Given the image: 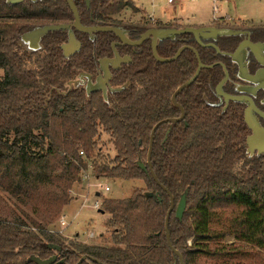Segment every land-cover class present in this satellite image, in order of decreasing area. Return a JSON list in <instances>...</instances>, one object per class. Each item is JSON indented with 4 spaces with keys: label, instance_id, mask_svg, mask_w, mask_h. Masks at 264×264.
<instances>
[{
    "label": "trees",
    "instance_id": "trees-1",
    "mask_svg": "<svg viewBox=\"0 0 264 264\" xmlns=\"http://www.w3.org/2000/svg\"><path fill=\"white\" fill-rule=\"evenodd\" d=\"M39 6L38 2L0 0V68L4 69L0 80V188L28 205L42 222L50 223L68 203L67 190L87 168L84 158L92 157L91 152L98 149L97 138L103 131L110 135L116 155L106 158L99 152L93 158V174L143 179L154 196L135 193L126 199L104 201L103 209L110 214V222L118 224L125 233L126 247L122 249L68 246L46 234L44 229L38 236L21 230L22 224L16 227L0 222V264H36L29 259L31 255L45 259L53 254L63 262L52 264H76L84 254L99 262L85 259L79 264H179L168 246L164 229L169 196L154 181L148 167L143 170L138 166L139 160H146L153 128L147 115L148 91L140 101L131 93L116 92L114 101L123 105V109L109 106L98 91L85 95L78 89L64 93L52 91L45 102L43 90L53 88L59 77L65 76L68 80L72 73L58 67L55 59L43 60L44 67L36 72L20 67L21 54L14 51L19 36L53 16L47 5L36 9ZM172 45L174 52L177 41ZM198 51L206 64L215 59L209 47H199ZM183 53L192 55L190 51ZM186 75L189 77L191 73ZM184 76L176 73L169 84V79L156 73L154 85L161 86L155 90L161 95V102H156L168 100L167 95ZM186 115L189 125L173 124L166 141L162 142L159 136L160 128L165 125L157 128L151 153L153 171L171 192L175 204L179 193L188 189L186 213L192 215V220H178L172 210L168 224L172 246L181 253L184 264L192 263L199 255L224 256V247L213 250L209 247L214 237L210 233L211 208L231 204L241 210L230 218L222 235L230 234L264 251V155L248 159L247 169L233 172L234 163L243 156L239 147L243 139L228 113L214 116L205 105L204 111L195 115L192 105L188 104ZM36 130L41 133H35ZM46 135L51 140L47 147ZM69 136L82 137L84 158L77 154L75 139ZM136 217L143 227L152 230L139 244L134 243ZM26 218L36 226L40 224L29 213ZM222 235L215 234V239ZM189 238H192L190 246L186 243ZM48 244H57L61 250L57 252Z\"/></svg>",
    "mask_w": 264,
    "mask_h": 264
},
{
    "label": "flooded vegetation",
    "instance_id": "flooded-vegetation-1",
    "mask_svg": "<svg viewBox=\"0 0 264 264\" xmlns=\"http://www.w3.org/2000/svg\"><path fill=\"white\" fill-rule=\"evenodd\" d=\"M5 1L7 3L38 2L40 4L36 7L38 10H41L43 5L48 6V12L53 14L52 18L43 22L41 20V24L35 25L20 35L17 48L25 54L24 47L20 46L22 43L31 47L37 44V48L40 47L47 52L46 60L55 59L58 67L67 68L68 73H72L70 80L75 79L74 76L78 73H84L87 78L85 85L77 83L79 86L70 90L78 89L85 95L98 91L101 98L114 109L125 108L114 101L116 92L131 93L137 101H140L147 90L149 102L147 115H150L152 127L161 121L158 127L165 125L159 130L162 142L167 140V134L173 124L189 125V118L186 115L188 104L192 105L195 115L202 113L206 105L214 116L223 112L228 113L234 127L240 129L243 140L239 143V147L243 150V156L247 150L251 151H247L250 157L264 155V142L256 143L254 148L247 143V139L254 134L251 125L264 130V24L232 26L215 22V35L197 38L192 33L186 32L158 37L155 41L156 57L153 51L152 35L144 38L139 44L131 45L123 42L112 31L79 30L74 25V15L67 0ZM72 1L77 8L79 21L83 27H116L130 41L139 40L151 29L203 27L189 21L188 25L183 27L180 24L171 23V21L179 20L181 22V19L161 20L151 14H148L149 17L145 20L141 17L133 21L130 20L131 16L125 21L121 17L122 12L127 13L124 11L125 8L130 10L128 15L138 10L134 4L126 2L121 5L120 0L117 2L113 0ZM45 25H64V27L48 30L40 36L37 33L30 34L31 31ZM220 29L224 31L220 33L218 31ZM50 32L53 33L48 34ZM70 33L73 34L76 42L65 50L63 46L69 42ZM173 41L178 43L174 52H172ZM181 47L184 48L176 58L172 59ZM199 47L213 49L215 59L211 63H204L198 51ZM184 51H190L192 55L184 54ZM26 54L28 56V53ZM160 59L170 60L160 61ZM199 61L202 66L197 76L176 95L174 103L172 101L174 91L196 73ZM156 73H161L165 79H169V84L173 82L176 73L185 75V79L169 92L168 100L166 98L164 103H160L161 95L155 91L161 88L160 85H154ZM187 73L191 75L187 77ZM120 77L123 78L122 82L129 80L131 83L132 79L141 82L142 91L137 92L132 83L117 89L112 81ZM119 82L121 83L120 80ZM55 92L59 93L57 90ZM157 100L160 102H156ZM172 118L178 120L164 121Z\"/></svg>",
    "mask_w": 264,
    "mask_h": 264
},
{
    "label": "rangeland",
    "instance_id": "rangeland-1",
    "mask_svg": "<svg viewBox=\"0 0 264 264\" xmlns=\"http://www.w3.org/2000/svg\"><path fill=\"white\" fill-rule=\"evenodd\" d=\"M113 1L117 2L118 0ZM120 1L121 5L126 2L131 5L134 4L135 7H137L136 9L140 12L132 11V14L128 15L127 13H130V10L125 8L124 11L127 13H121V17H123L125 21L130 19L131 16L132 19L130 20L133 21H137V19L141 17L145 20L149 17L148 14H151L161 20H167L169 18L173 20L180 16L183 18L181 22H179V20L178 22L171 21V23L176 25L180 24L183 27L188 25V22H186L187 20L193 24L213 27H215V22L225 25L230 24L232 26L242 24L247 26L264 24V0H174L172 3L168 0H137L139 4H137L136 0ZM227 16L233 18H228ZM150 20V22L153 21L152 19ZM20 46L24 47L25 53H28V56L30 55L29 57L24 56L21 49L19 50L17 47H14V51L21 54L22 61L20 62V67L22 70L31 69L36 72L39 71L41 67H44L42 61L48 59L46 51L42 50L40 47L37 48V44L31 47L25 46L22 43ZM38 73L44 72L40 71ZM3 76L4 69L0 68V80ZM74 77L75 79L71 80H67L65 76L59 77L57 83L54 85V89L49 86V91L43 90V100L45 102L48 101L52 91L57 90L59 93H64L70 88L79 86L77 83L85 85L87 82L84 73H78V75ZM36 79L39 82V78L37 77ZM122 80L123 78L121 77L120 79L115 78L112 81L113 86H117L116 88L120 89V87L122 88L132 83L137 92L142 91L141 82L135 81L134 79H132L131 83L129 80L125 82H122ZM35 133H41V131L36 130ZM11 137L12 135L10 138ZM73 138L69 136V139ZM74 139L78 147L77 154L84 158L86 151L83 148L82 137H75ZM44 141L45 147L51 142L50 138H47V135ZM97 142L98 149L91 152L92 157L88 159L84 158V161L87 162V168L81 171L80 179L74 181L67 190V194L69 195L68 203L62 206L56 217L50 223L42 222L41 218L31 213V209L28 205L11 197L1 188L0 222L8 223L13 226L17 225L16 227H18V224H22L20 225L21 230L33 232L38 236L41 235L42 229H44L46 234L52 235L54 239L68 246L77 245L89 249L92 247L125 248L126 241L124 242L123 239L125 233L118 224H112L110 222V214L103 209L105 208L103 203L106 199H126L133 196L135 193H140L146 197V195L150 193V190L147 189L143 179L125 180L113 176H98L93 174V158L99 152L106 158H113L116 155L115 146L108 133L103 131L99 132ZM81 150L84 151L83 154L80 153ZM247 151H245L246 153L244 156H241L234 163L233 172L238 173L242 169L248 168V163H246V161L253 157H250ZM0 154H2L1 150ZM84 175L86 176L84 177ZM105 185L110 187L109 191H104ZM183 192L179 194L181 195ZM96 193H98L99 196H97ZM97 197L99 201H102V205L99 208L102 212L91 206ZM82 203L84 205H82ZM211 210L213 214L210 218V233L214 237L209 241V247L212 250L215 249V247H224L226 254L218 257H215V255H199L195 257L190 264H264V251L248 243L237 240L230 234L222 235V233L226 232L230 218H233L237 212L241 210V207L231 204H219L216 207L213 206ZM26 213H29L34 221L40 224L38 226L32 224V222L26 218ZM61 214H65L66 220L69 222V225L66 227H62L59 223ZM184 218L189 222L192 220V215L186 213V207L182 215V219ZM135 220L137 222L134 243L139 244L142 242V239L150 236L152 230L147 226L143 227L140 219L137 217ZM215 234L222 236L215 239ZM191 242L192 238H189L186 243L190 246Z\"/></svg>",
    "mask_w": 264,
    "mask_h": 264
},
{
    "label": "water",
    "instance_id": "water-1",
    "mask_svg": "<svg viewBox=\"0 0 264 264\" xmlns=\"http://www.w3.org/2000/svg\"><path fill=\"white\" fill-rule=\"evenodd\" d=\"M68 2V5L70 6L72 12H73V15H74V25L79 29V30H82V31H91V30H105V31H112L114 32L123 42L125 43H128V44H131V45H136V44H139L144 38H146L147 36L149 35H152V39H153V51H154V54H155V41L158 37H164V36H168V35H177V34H181V33H186V32H190L192 33L195 37H199V36H209V35H215V27L213 26H203V27H198V28H194V27H185L183 29H172V28H169V29H151L147 32H145L139 40L137 41H130L128 40L122 33V31L116 27H90V28H87V27H83L81 24H80V21H79V14H78V11H77V8L76 6L74 5L73 1L72 0H67ZM61 27H64V25H45V26H42V27H38L36 28L35 30L31 31L30 34H33V33H37L39 36L41 34H44L46 33L48 30H55V29H59ZM220 33L223 32L224 30L220 29L218 30ZM75 39H74V36L72 33H70L69 35V42L67 44H65L63 47L64 49L66 50V48H68L70 45H72L73 43H75ZM78 42H77V46H78ZM184 47H181L179 48V50L175 53L174 57H172V59L176 58V56L181 52V50L183 49ZM193 49V48H191ZM194 50V49H193ZM195 51V50H194ZM196 52V51H195ZM197 55V53H196ZM155 56L157 57V55L155 54ZM159 60V59H158ZM167 60H170V59H167ZM167 60H164V59H160V61H167ZM202 64L201 62L199 61L198 63V68H197V71L196 73H194L188 80H186L184 83H182L173 93L172 95V101L175 103V97L176 95L183 89L185 88L186 86H188L193 80L194 78L197 76V72L199 71V69L201 68ZM176 121L178 119H175V118H172V119H165L164 121ZM162 122V121H161ZM159 122L158 124L154 125L152 130H151V133H150V137H149V144H148V147H147V155H146V160L145 162L144 161H141L139 160L138 161V166L143 169V170H146V167H148V169L150 170V173L154 179V181L160 185V187L168 194L169 196V199H170V204H169V207H168V210L166 211V214H165V220H164V229H165V233H166V239H167V243H168V246L170 247L171 251L178 257L179 259V264H184V261H183V256L181 255V253L176 250L173 246H172V243L170 241V236H169V231H168V224H169V217H170V214L172 212V210H174V213H175V217L178 219V220H181L182 219V215H183V212L185 210V207H186V195L188 193V189H185V191L180 195V198L177 202V204L174 203V197L173 195L171 194V192L164 186L162 185L154 171H153V168H152V164H151V153H152V149H153V138H154V133H155V130L157 129L158 125L161 123ZM252 129L254 130V134L253 136H250L248 139H247V143L248 145L251 147V148H254V146H256L255 144L256 143H259L262 144V142H264V130H262L261 128H259L258 126H255V125H251ZM96 195L98 196V193H96ZM146 196H154V193L153 192H150L148 193ZM100 212H102V210H100ZM48 246L55 250V251H60L61 250V247L57 244H48ZM57 257L58 255L57 254H53L45 259H41L39 258L38 256H35V255H31L29 257L30 260L34 261L36 264H52V263H60V262H63V259H59L57 260ZM85 259H90V260H93V261H96V262H99L96 258L90 256V255H87V254H84L82 255L79 260L77 261L76 264H79L81 263L83 260Z\"/></svg>",
    "mask_w": 264,
    "mask_h": 264
},
{
    "label": "built area",
    "instance_id": "built-area-1",
    "mask_svg": "<svg viewBox=\"0 0 264 264\" xmlns=\"http://www.w3.org/2000/svg\"><path fill=\"white\" fill-rule=\"evenodd\" d=\"M169 2H174V0H168ZM225 1H229V0H225ZM81 154H83V151L81 150L80 151ZM86 175H84L85 177ZM110 190V187L108 185H105L104 186V191H109ZM99 196V195H98ZM85 202V201H84ZM83 202V203H84ZM82 203V205H84ZM102 205V201H99V198L97 197L94 202L91 204L92 208L96 209V210H100L99 208L101 207ZM59 223L62 227H66L69 225V222L66 220V216L65 214H61L60 217H59Z\"/></svg>",
    "mask_w": 264,
    "mask_h": 264
},
{
    "label": "crops",
    "instance_id": "crops-1",
    "mask_svg": "<svg viewBox=\"0 0 264 264\" xmlns=\"http://www.w3.org/2000/svg\"><path fill=\"white\" fill-rule=\"evenodd\" d=\"M136 1H137V0H136ZM137 4H139V3H138V1H137ZM222 17H223V16H222ZM227 17H228V18H233V17H229V16H227ZM176 18H177V19H181V20L183 19V18H182V17H180V16H179V17H176ZM176 18H175V19H176ZM219 18H220V17H219ZM234 18H235V17H234ZM167 20H170V18H169V19H167ZM186 22H188V20H187Z\"/></svg>",
    "mask_w": 264,
    "mask_h": 264
}]
</instances>
